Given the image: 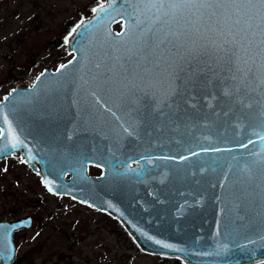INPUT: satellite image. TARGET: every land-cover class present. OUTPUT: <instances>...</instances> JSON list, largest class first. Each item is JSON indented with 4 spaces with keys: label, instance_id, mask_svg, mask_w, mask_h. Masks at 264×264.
<instances>
[{
    "label": "water",
    "instance_id": "95a60500",
    "mask_svg": "<svg viewBox=\"0 0 264 264\" xmlns=\"http://www.w3.org/2000/svg\"><path fill=\"white\" fill-rule=\"evenodd\" d=\"M234 19L209 8L165 24L108 0L69 38L64 67L0 102V161L20 155L50 194L111 215L146 253L264 262V25L238 35ZM193 74L207 87L192 91ZM33 227L0 222L1 264Z\"/></svg>",
    "mask_w": 264,
    "mask_h": 264
},
{
    "label": "rangeland",
    "instance_id": "374dc122",
    "mask_svg": "<svg viewBox=\"0 0 264 264\" xmlns=\"http://www.w3.org/2000/svg\"><path fill=\"white\" fill-rule=\"evenodd\" d=\"M105 4L106 0H0V102L17 87L32 86L45 69L56 70L68 62L73 57L69 38ZM66 33L67 45L52 48ZM102 173L90 166V175ZM31 214L33 229L16 235L14 264H175L178 259L144 252L111 215L51 195L42 176L21 156L4 159L0 222Z\"/></svg>",
    "mask_w": 264,
    "mask_h": 264
},
{
    "label": "snow or ice",
    "instance_id": "6c2138e0",
    "mask_svg": "<svg viewBox=\"0 0 264 264\" xmlns=\"http://www.w3.org/2000/svg\"><path fill=\"white\" fill-rule=\"evenodd\" d=\"M138 5L148 11L155 10L157 13H162L164 17L163 22L165 24L172 22L178 17L182 18L183 14L190 10L198 12L209 8H223L228 19L235 17L233 26L238 28V35L250 31L254 26L252 22L257 16H259L262 25H264V0H138ZM101 11H107V9L101 7ZM157 19L159 20L160 17L158 16ZM187 23L191 24L192 20L189 19ZM260 30L264 32V26H261ZM170 34L176 35V33ZM233 79H235V77H233ZM207 84L208 81H200L199 77L195 74H193L188 81V85L192 91H195L197 87H207ZM237 91H239V89H237ZM224 94L230 97L233 93L231 91H226ZM5 99L7 100L8 98L5 97ZM237 103H243V101L238 100ZM192 106L194 107L195 105ZM12 140L14 141L12 144L13 148L22 144V141L14 134ZM49 190L52 191V188L50 187ZM165 247H171V245H165Z\"/></svg>",
    "mask_w": 264,
    "mask_h": 264
},
{
    "label": "trees",
    "instance_id": "16d2710c",
    "mask_svg": "<svg viewBox=\"0 0 264 264\" xmlns=\"http://www.w3.org/2000/svg\"><path fill=\"white\" fill-rule=\"evenodd\" d=\"M68 37H69V33H66L62 36H60L59 38H57L55 40V42H53L54 44L51 46L52 48L53 47H63L65 45H67V40H68ZM17 81V80H16ZM64 258H62L61 260L63 261ZM61 262V261H60ZM175 264H184L182 260L180 259H176L175 260Z\"/></svg>",
    "mask_w": 264,
    "mask_h": 264
},
{
    "label": "flooded vegetation",
    "instance_id": "af4514ba",
    "mask_svg": "<svg viewBox=\"0 0 264 264\" xmlns=\"http://www.w3.org/2000/svg\"><path fill=\"white\" fill-rule=\"evenodd\" d=\"M107 1L108 0H106V3H107ZM116 27H121L119 30H116ZM122 27H123V22H117V23H115L114 24V26H113V29L116 31V32H120L121 30H122ZM16 156V155H15ZM20 156V155H19ZM3 161V160H2ZM24 161V160H23ZM1 162V161H0ZM25 163V162H24ZM27 165V164H26ZM34 172V171H33ZM101 176V175H100ZM44 186V185H43ZM45 187V186H44ZM47 190V189H46ZM52 195V194H51ZM53 196H55V195H53ZM56 197H58V196H56ZM31 216H32V218H33V214H31ZM27 217V216H26ZM33 221H34V218H33ZM24 230H27V229H23V230H20V231H18V232H16L15 233V243H16V235H18V234H20L22 231H24ZM16 245H17V243H16ZM17 250H18V246H17ZM17 256H18V253H17ZM16 259H17V257H16ZM16 262V261H15Z\"/></svg>",
    "mask_w": 264,
    "mask_h": 264
}]
</instances>
